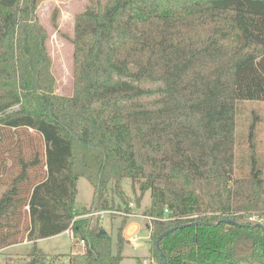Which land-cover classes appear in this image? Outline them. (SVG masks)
Returning a JSON list of instances; mask_svg holds the SVG:
<instances>
[{"label":"trees","instance_id":"16d2710c","mask_svg":"<svg viewBox=\"0 0 264 264\" xmlns=\"http://www.w3.org/2000/svg\"><path fill=\"white\" fill-rule=\"evenodd\" d=\"M37 2L0 0V252L29 242L27 264H119L131 202L113 253L75 198L83 178L89 211L113 210L106 193L128 179L135 206L150 196L153 264H264L254 124L234 176L238 106L264 102V0H90L74 16L70 96L54 93ZM68 229L69 255L37 248Z\"/></svg>","mask_w":264,"mask_h":264},{"label":"rangeland","instance_id":"374dc122","mask_svg":"<svg viewBox=\"0 0 264 264\" xmlns=\"http://www.w3.org/2000/svg\"><path fill=\"white\" fill-rule=\"evenodd\" d=\"M35 9L36 17L40 25L47 33V41L45 43L47 54L51 60V73L54 77V93L61 96H70L73 89V47L70 39L73 37L74 16L81 12L84 6L90 0H37ZM56 10L55 30L52 26V15ZM62 35L66 36L63 37ZM237 121V138L235 145L237 168L235 177L245 173L246 157L249 155L247 135L251 124L255 125L256 134V152L259 155V160L264 165V102H242L238 106ZM264 169V168H263ZM112 186V182H109ZM110 188V187H109ZM114 190V192L112 191ZM121 191L109 189L106 193L113 210L102 211V214L96 216L89 209L92 203V195L94 188L91 187L83 178L77 181L76 193V208L83 212L78 219L89 220L91 227L99 226L112 239V251L116 253V238L118 228L122 224L125 214V200L133 204L129 205V209L134 215H127V222L133 221L140 225L139 238L140 241L137 247L132 246L124 238V230L122 236L124 245L121 255L124 257L119 264H142L146 260L148 264H153L151 259V240L148 230V219L141 217L150 204L149 193H145L140 204L135 206L136 198L140 195L138 187L133 190L130 181L124 179L121 183ZM123 197H120V195ZM120 210V211H117ZM149 239V240H148ZM150 242V243H149ZM27 242L18 246H11L3 249L0 252V264H27V253L31 251L32 244ZM150 245H149V244ZM37 248L45 255L52 257L55 255H69L72 251L71 240L66 233L61 235L46 238L36 243ZM56 264H67V258L58 256Z\"/></svg>","mask_w":264,"mask_h":264},{"label":"built area","instance_id":"2783aa9c","mask_svg":"<svg viewBox=\"0 0 264 264\" xmlns=\"http://www.w3.org/2000/svg\"><path fill=\"white\" fill-rule=\"evenodd\" d=\"M133 204H130V207H132ZM165 213H167V210H164ZM94 215L99 216L102 214V212H93ZM134 215V214H132ZM130 215V216H132ZM129 216V215H128ZM146 218L145 216H141ZM250 222H257V220L254 217L249 218ZM139 232H140V226L138 224H136L135 222H129L124 230V238L126 239L127 242H129L132 246L137 247L138 243L140 241L139 238ZM64 233H66L70 240L73 239V232L71 229L66 230ZM84 241L81 240L79 242L80 247H84ZM142 264H148V262L146 260L142 261Z\"/></svg>","mask_w":264,"mask_h":264},{"label":"water","instance_id":"95a60500","mask_svg":"<svg viewBox=\"0 0 264 264\" xmlns=\"http://www.w3.org/2000/svg\"><path fill=\"white\" fill-rule=\"evenodd\" d=\"M182 227V226H181ZM180 228V227H179ZM176 229H178V227L177 228H172V229H170V230H168V231H164L158 238H157V240H156V250L158 251V252H160V247H159V245H160V241H161V239L163 238V237H165L166 235H168V233L169 232H172V231H175ZM263 243H264V239H263ZM160 256H161V259H162V262H163V264H166V261H165V258H164V256H163V254L162 253H160ZM263 256H264V251H263Z\"/></svg>","mask_w":264,"mask_h":264},{"label":"crops","instance_id":"0c3cea01","mask_svg":"<svg viewBox=\"0 0 264 264\" xmlns=\"http://www.w3.org/2000/svg\"><path fill=\"white\" fill-rule=\"evenodd\" d=\"M92 197H93V195H92ZM131 222H133V221H131ZM135 223L138 224L137 222H135ZM138 225H139V224H138ZM139 226H140V225H139ZM147 227H148V226H147ZM62 234H63V233H62ZM60 235H61V234H60ZM57 236H58V235H57ZM54 237H55V236H54ZM148 240H149V239H148ZM38 241H40V240H38ZM38 241H37V242H38ZM28 243H29V242H27L26 244H28ZM149 243H150V242H149ZM149 243H148V244H149ZM20 245H21V244H20ZM149 245H150V244H149ZM15 246H18V245H15ZM123 258H124V257H123Z\"/></svg>","mask_w":264,"mask_h":264}]
</instances>
